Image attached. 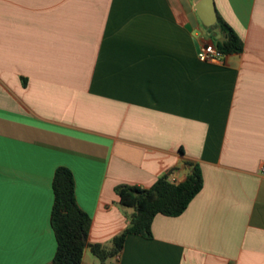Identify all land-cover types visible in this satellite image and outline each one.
<instances>
[{
	"label": "crops",
	"instance_id": "0c3cea01",
	"mask_svg": "<svg viewBox=\"0 0 264 264\" xmlns=\"http://www.w3.org/2000/svg\"><path fill=\"white\" fill-rule=\"evenodd\" d=\"M201 0H0V264H51L57 168L75 177L91 228L129 226L119 185L204 187L151 239L130 234L107 264H264V0H213L244 44L199 59L225 34Z\"/></svg>",
	"mask_w": 264,
	"mask_h": 264
},
{
	"label": "trees",
	"instance_id": "16d2710c",
	"mask_svg": "<svg viewBox=\"0 0 264 264\" xmlns=\"http://www.w3.org/2000/svg\"><path fill=\"white\" fill-rule=\"evenodd\" d=\"M218 25L225 34H230L224 43L217 41L219 52L224 55L242 53L244 44L234 30L221 18ZM187 165L190 173L186 180L180 183L172 181L170 174H165L150 188L131 185H119L116 188L120 204L134 209V213L129 226L112 240L111 245H88L101 264H107L122 253L128 235L151 239L152 224L156 216L178 217L187 210L204 187L201 168L196 164ZM53 192L51 222L57 240V250L51 264H82L91 218L77 202L75 177L69 168H57L53 178Z\"/></svg>",
	"mask_w": 264,
	"mask_h": 264
},
{
	"label": "water",
	"instance_id": "95a60500",
	"mask_svg": "<svg viewBox=\"0 0 264 264\" xmlns=\"http://www.w3.org/2000/svg\"><path fill=\"white\" fill-rule=\"evenodd\" d=\"M196 10L205 26L210 27L218 23V15L213 0H201L196 5ZM228 37H230V34L223 38L218 37L217 40L220 41V43H224Z\"/></svg>",
	"mask_w": 264,
	"mask_h": 264
},
{
	"label": "built area",
	"instance_id": "2783aa9c",
	"mask_svg": "<svg viewBox=\"0 0 264 264\" xmlns=\"http://www.w3.org/2000/svg\"><path fill=\"white\" fill-rule=\"evenodd\" d=\"M224 54L220 53L215 44H205L199 52V59L203 62L216 63L224 59ZM261 172L264 174V162L261 166Z\"/></svg>",
	"mask_w": 264,
	"mask_h": 264
}]
</instances>
